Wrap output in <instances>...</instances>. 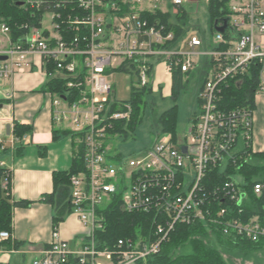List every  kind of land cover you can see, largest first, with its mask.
Returning a JSON list of instances; mask_svg holds the SVG:
<instances>
[{"label":"built area","instance_id":"obj_1","mask_svg":"<svg viewBox=\"0 0 264 264\" xmlns=\"http://www.w3.org/2000/svg\"><path fill=\"white\" fill-rule=\"evenodd\" d=\"M19 1L32 14L41 12L37 24L25 26L16 39L0 23L7 36V47L0 49L6 56L0 60V100L13 95L4 81L39 62L48 78L67 88L46 93L54 119L68 121L83 163L69 180L71 214L84 228L81 237L69 242L54 230L31 264H65L70 257L79 264H102L99 258L138 264L159 252L177 224L203 223L231 239H264V178L248 188L238 172L240 159L251 157L253 109L221 105L223 86L240 85L243 77H255L254 98L264 94L263 0H229L228 36L215 31L207 44L199 32L188 33L173 45L174 32L160 15L184 10L189 0H51L54 8L45 6L49 0ZM44 13L51 16V29L41 26ZM159 62L169 78L175 68L199 71L198 115L182 136L163 133L165 138L129 156L109 153V142L118 137L114 125H125L131 116L130 103L115 98L109 77L123 70L135 78V88L150 87L153 93L160 85L153 80ZM1 128L4 133L5 125ZM4 147L0 133V150ZM214 170L216 177L209 180ZM112 203L125 212L149 214L152 232L104 245L99 234L107 231ZM7 238L10 233L1 231L0 240Z\"/></svg>","mask_w":264,"mask_h":264},{"label":"trees","instance_id":"obj_2","mask_svg":"<svg viewBox=\"0 0 264 264\" xmlns=\"http://www.w3.org/2000/svg\"><path fill=\"white\" fill-rule=\"evenodd\" d=\"M19 0H0V23H5L10 28V36L16 39L19 35L25 33V26L36 25L37 17L41 11L32 12L29 9L18 5ZM229 0H207V11L209 15V32L215 33L214 21L228 17L230 11L228 7ZM54 3L49 0L45 6L54 8ZM43 6V7H45ZM159 16V14H157ZM161 20L167 24V28L174 32L175 38L172 45L182 40L190 31L186 25L188 14L181 9L176 14L170 13L160 15ZM172 19V22L169 21ZM169 21V22H168ZM168 22V23H167ZM228 33H225V36ZM201 37L205 36L200 32ZM123 71V70H122ZM121 71V72H122ZM255 72V70H253ZM189 73H183L180 69H173L171 77L170 95L175 101L177 96L185 89L188 82ZM44 92H66L67 88L61 80L48 78L42 89ZM256 91V79L243 77L242 84L238 85L230 81L222 88L221 105L226 108L246 106L250 109L255 108L254 93ZM150 87L135 88L131 85L130 97L126 102L130 103L131 116L124 123L117 122L114 125V132L117 136L127 139L129 131L141 122L142 115L148 108L146 96L151 95ZM3 101L0 100V103ZM177 118V105L174 104L159 114L157 124L161 133H170L175 136V124ZM123 126H125L123 128ZM12 133L17 140L31 133V126L14 121ZM61 135H70L69 130H63ZM57 131H53L52 138H58ZM73 138V137H72ZM73 158L70 167L67 170H56L52 172L53 189L50 193H45L40 198L47 204H50L54 213L52 216V229L57 230L58 224L67 214L71 213L69 201L70 176L77 173L83 168L81 159L82 148H76L72 139ZM22 145L15 148V153H20ZM252 161L240 159L238 172L243 175L244 181L249 188L256 178H264V152H254L249 149ZM217 171H211L208 179L216 177ZM213 182V181H211ZM11 177L10 169L0 165V232L12 229V209L14 207H27L31 204L28 200L13 201L10 197ZM251 202L254 198L251 195ZM257 207V203L253 204ZM107 231L102 235L99 234L100 240H105L104 245L112 244L118 238H137L138 235H148L152 232V218L149 214L139 212L122 211L117 203H112L106 210ZM209 225V224H208ZM23 244L22 241L10 240V238L0 240V248L17 249ZM221 247L238 248L241 250H257L264 248V239L258 241H249L246 239H231L222 235L215 229L208 228L203 223L185 225L177 224L168 238L160 245L158 253L148 257L145 261L138 264H227L226 253ZM65 264H79L75 258L70 257Z\"/></svg>","mask_w":264,"mask_h":264},{"label":"crops","instance_id":"obj_3","mask_svg":"<svg viewBox=\"0 0 264 264\" xmlns=\"http://www.w3.org/2000/svg\"><path fill=\"white\" fill-rule=\"evenodd\" d=\"M165 79L171 92L172 80L167 76ZM47 80L38 62L32 71L16 73L2 83L13 95L10 101H3L0 107V133L5 146L0 150L1 156H4L0 158V165L10 169L11 200H28L31 204L12 209L10 240L22 241L23 244L12 250L0 248V264H8L12 254H21L27 250L40 256L52 241L54 209L50 204L40 201V198L53 189L52 172L70 167L73 148L70 135H67L69 140H59L60 136H65L60 132L67 130V126L54 119L52 99L42 91ZM254 103L251 148L254 152H264V94L256 95ZM14 121L30 125L31 133L21 140L14 139ZM3 124L4 133L1 128ZM8 124L10 129L6 133ZM53 131L59 135L55 140L52 138ZM18 145H22V150L15 153ZM83 231L82 224L71 213L64 217L57 229L59 237L69 242L81 237Z\"/></svg>","mask_w":264,"mask_h":264},{"label":"rangeland","instance_id":"obj_4","mask_svg":"<svg viewBox=\"0 0 264 264\" xmlns=\"http://www.w3.org/2000/svg\"><path fill=\"white\" fill-rule=\"evenodd\" d=\"M264 8V0H263ZM184 10L188 14L186 25L190 28L189 33H203L207 44L212 42V34L209 32V15L207 11V0H189L184 5ZM50 14L44 13L41 20L43 29H51ZM207 46V45H206ZM7 47V36L0 28V49ZM208 48V46H207ZM164 67L162 63H157L153 80L156 83V90L145 97L148 108L142 115L141 122H138L131 131L129 136L124 139L120 136L113 138L109 142V153H121L124 156H129L145 149L158 138H165L157 124L159 114L170 106L177 105V118L175 124L176 133L180 136L185 134L190 124V120L194 115H198L199 108L195 101L197 88L199 84L200 73L196 69L192 70L188 76V82L185 89L177 96L174 101L170 95L168 81L164 76ZM110 82L113 85L114 96L117 100L126 101L130 97L131 85L135 78L128 73L116 71L111 77ZM63 125L68 126V121L65 120ZM69 136H63L59 140L68 139ZM4 157L1 156L0 158ZM252 161V158L249 159ZM264 161V160H263ZM73 243H71L72 245ZM28 246V243L26 244ZM226 253L227 264H264V248L257 250H241L238 248L221 247ZM28 249V248H24ZM8 250V249H3ZM21 254H12L8 264H31V260L37 254L28 252ZM102 264H110L105 258H99Z\"/></svg>","mask_w":264,"mask_h":264},{"label":"water","instance_id":"obj_5","mask_svg":"<svg viewBox=\"0 0 264 264\" xmlns=\"http://www.w3.org/2000/svg\"><path fill=\"white\" fill-rule=\"evenodd\" d=\"M18 5H21V2H18ZM228 17L222 18V19H218L214 21V30L220 33H225L227 31L230 30V27L228 25ZM6 58V56L4 55H0V60H4ZM2 106V104L0 103V107ZM9 128L10 125L8 124L6 126V133H9ZM183 151L185 152V148H183Z\"/></svg>","mask_w":264,"mask_h":264}]
</instances>
